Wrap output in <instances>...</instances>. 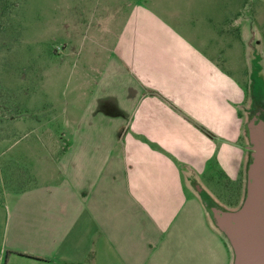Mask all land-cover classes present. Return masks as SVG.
<instances>
[{
	"label": "crops",
	"instance_id": "1",
	"mask_svg": "<svg viewBox=\"0 0 264 264\" xmlns=\"http://www.w3.org/2000/svg\"><path fill=\"white\" fill-rule=\"evenodd\" d=\"M139 12L115 16L107 27L119 22L117 32L122 30L118 58L101 72L96 95L97 115L114 120L112 143L103 138L94 143L88 136L68 143L56 158L57 176L48 191L17 193L22 204L14 210L7 205L9 223L19 234L10 240V252L29 264H234L233 249L196 184L219 203L203 179L207 169L217 178L245 177L250 156L238 141L244 86L224 65L228 59L219 46L212 45L218 50L210 55L188 39L186 32L195 30ZM174 51L185 56L177 59L184 71H173ZM163 80L171 86L195 80L215 85L225 104L216 129L208 128L216 139L204 132L205 121L193 120L189 103L199 109L193 97L180 111L170 88L166 98L158 96ZM162 107L165 116L181 119L214 152L235 150L238 166L195 150L171 121L162 132Z\"/></svg>",
	"mask_w": 264,
	"mask_h": 264
},
{
	"label": "rangeland",
	"instance_id": "2",
	"mask_svg": "<svg viewBox=\"0 0 264 264\" xmlns=\"http://www.w3.org/2000/svg\"><path fill=\"white\" fill-rule=\"evenodd\" d=\"M139 10L147 19L174 21L180 30H195L197 34L186 32L188 39L210 55L216 54L217 46L225 51L228 60L224 65L245 90L238 141L250 156L245 124L256 109L251 99V83L258 90L256 85L261 82L256 69L264 79V0H0V264H29L10 252V240L19 234L9 223L12 217L7 205L14 210L22 204L16 194L48 191L57 176L56 158L68 143L82 142L86 136L94 138V143H98L96 138L112 143L114 120L97 115L96 95L101 72L118 58L115 50L119 49L122 30L117 32L119 22L107 27L115 16L133 17L140 14ZM210 31L223 37L212 36ZM239 37H243L242 42ZM260 55L262 64L256 67ZM179 57L185 56L174 51L173 71H184ZM183 86L180 81L171 86L163 80L165 96L160 92L158 96L166 98L170 88L180 102H175L180 111H185L181 107L193 97L199 107L191 108L189 103L193 120L198 124L205 121L207 128L201 123L204 132L216 139L208 128L218 124L225 104L217 99L215 85L195 80ZM161 113L162 132L171 121L178 135L195 150L224 156L238 166L235 150L214 152L181 119L165 116L164 107ZM214 175L208 168L203 179L220 197L218 204L237 208L245 197L246 172L237 179L225 173L218 178Z\"/></svg>",
	"mask_w": 264,
	"mask_h": 264
},
{
	"label": "water",
	"instance_id": "3",
	"mask_svg": "<svg viewBox=\"0 0 264 264\" xmlns=\"http://www.w3.org/2000/svg\"><path fill=\"white\" fill-rule=\"evenodd\" d=\"M245 127L251 153L244 200L235 209L208 210L233 249L234 264H264V119L255 115Z\"/></svg>",
	"mask_w": 264,
	"mask_h": 264
},
{
	"label": "flooded vegetation",
	"instance_id": "4",
	"mask_svg": "<svg viewBox=\"0 0 264 264\" xmlns=\"http://www.w3.org/2000/svg\"><path fill=\"white\" fill-rule=\"evenodd\" d=\"M261 56L262 55H260V56H257L256 58H257V60H256V67H258L260 64H262V59H261ZM255 70V69H254ZM256 71H257V77L260 79V83H257V85L256 86H259V85H262V86H264V79H263V77L261 76V70H258V69H256ZM259 75V76H258ZM254 85L251 83V99H252V102L254 103V101L256 100V101H258V105H256L255 107H256V109L254 110V113H252L251 115V117H253V116H258V117H260V118H262V119H264V93L263 92H261V91H256L255 93H253L254 91L252 90V87H253ZM212 206H214V205H212ZM215 206H217L218 208H220V209H222V210H224L225 208H223L222 206H220L219 204H217V205H215Z\"/></svg>",
	"mask_w": 264,
	"mask_h": 264
},
{
	"label": "trees",
	"instance_id": "5",
	"mask_svg": "<svg viewBox=\"0 0 264 264\" xmlns=\"http://www.w3.org/2000/svg\"><path fill=\"white\" fill-rule=\"evenodd\" d=\"M256 87H257V89L259 91H261V92L264 93V86L259 85V86H256ZM258 90H256V88L253 86V91H254L253 93H255ZM258 104H259L258 101L255 100L254 101V105L256 106ZM200 194L202 195L203 200H204L205 205H206L207 208H209L212 205H217L218 204L215 200H213V198L211 197V195L206 190L201 189L200 190Z\"/></svg>",
	"mask_w": 264,
	"mask_h": 264
}]
</instances>
